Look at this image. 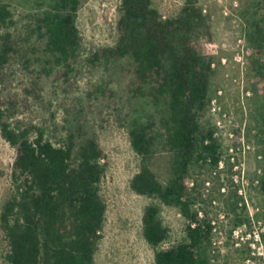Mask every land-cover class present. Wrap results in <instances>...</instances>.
Returning <instances> with one entry per match:
<instances>
[{"label":"rangeland","instance_id":"rangeland-1","mask_svg":"<svg viewBox=\"0 0 264 264\" xmlns=\"http://www.w3.org/2000/svg\"><path fill=\"white\" fill-rule=\"evenodd\" d=\"M185 0H152L164 18L175 17ZM10 9L4 31L13 34L16 51L0 72V95L11 121L30 131L44 129L62 141L75 120L96 133L105 167L100 193L106 202L102 238L93 264H155L157 249L187 240L186 219L179 209L158 198L135 193L131 179L139 158L130 145L128 127L160 124L167 102L149 89L135 92L128 59H96L95 53L115 44L120 0H80L76 25L80 52L69 65L57 62L45 48L39 18L51 0H0ZM209 16V38L199 42L212 60L210 103L201 115L219 145L217 166L193 165L189 185L193 209L209 221V241L202 246L206 264H264V0H197ZM42 27V26H41ZM249 37H253L249 39ZM15 148L0 134V212L11 189ZM170 157L161 151L152 168L165 183ZM148 205L159 208L167 237L157 248L143 236ZM7 244L0 228V264Z\"/></svg>","mask_w":264,"mask_h":264},{"label":"trees","instance_id":"trees-1","mask_svg":"<svg viewBox=\"0 0 264 264\" xmlns=\"http://www.w3.org/2000/svg\"><path fill=\"white\" fill-rule=\"evenodd\" d=\"M79 5L80 0H51L39 18L46 50L63 65L80 52ZM120 10L115 44L94 57L128 59L135 92L147 88L154 98L167 102V115L159 125L128 127L130 145L139 158L131 188L177 207L186 219L187 240L157 249L155 264H206L202 246L209 241L211 227L193 209L196 196L188 179L193 165L217 166L220 159L214 131L201 123L210 103L213 67L198 44L211 34L209 16L197 0H185L179 13L169 18L162 16L152 0H120ZM10 13L0 2V72L16 51L13 34L3 33ZM258 36L264 39L263 31ZM257 73L264 81V66ZM10 116L0 95V134L16 151L11 189L0 212L6 264H93L106 212L100 193L103 151L96 133L76 119L69 123L62 141L55 143L42 128L31 137ZM161 151L171 162V176L165 183L152 168ZM261 189L264 193V177ZM167 232L158 206L148 205L143 214L147 243L157 248Z\"/></svg>","mask_w":264,"mask_h":264}]
</instances>
